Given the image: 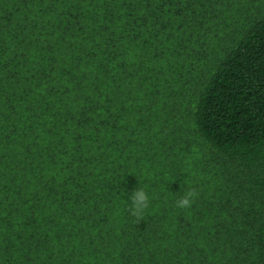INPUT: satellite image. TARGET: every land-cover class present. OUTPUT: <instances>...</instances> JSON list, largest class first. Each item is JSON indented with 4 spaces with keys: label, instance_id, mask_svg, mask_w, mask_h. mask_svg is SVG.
<instances>
[{
    "label": "trees",
    "instance_id": "trees-1",
    "mask_svg": "<svg viewBox=\"0 0 264 264\" xmlns=\"http://www.w3.org/2000/svg\"><path fill=\"white\" fill-rule=\"evenodd\" d=\"M0 264H264V0H0Z\"/></svg>",
    "mask_w": 264,
    "mask_h": 264
},
{
    "label": "clouds",
    "instance_id": "clouds-1",
    "mask_svg": "<svg viewBox=\"0 0 264 264\" xmlns=\"http://www.w3.org/2000/svg\"><path fill=\"white\" fill-rule=\"evenodd\" d=\"M197 193L192 190L186 192L176 201V207L179 209H188L194 202ZM130 214L134 217H141L149 207V195L143 188H136L129 195Z\"/></svg>",
    "mask_w": 264,
    "mask_h": 264
}]
</instances>
